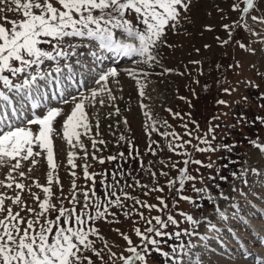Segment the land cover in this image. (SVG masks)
Listing matches in <instances>:
<instances>
[{
	"label": "rangeland",
	"instance_id": "obj_1",
	"mask_svg": "<svg viewBox=\"0 0 264 264\" xmlns=\"http://www.w3.org/2000/svg\"><path fill=\"white\" fill-rule=\"evenodd\" d=\"M234 3H240L243 7L242 0H192L187 13L188 19L183 20L178 29L167 31L164 37L167 45L171 47L159 46L158 58L162 67L144 64L139 57H136L137 60L119 64L115 61L102 62L100 59L102 52L97 57H93L89 55L88 48L80 47L77 49V56L65 62L61 60L63 71L58 77L55 72L52 73L57 77L55 80L40 82V94L36 96L37 99L25 97L23 101L19 98L15 101L25 117L41 114L50 107L63 109L62 115L54 123V128L59 131L66 115L74 107L71 97L73 95L79 97L82 93L88 95L91 88L99 87L94 84V78L102 70L117 69L119 82L116 83L115 80L109 82L112 95L116 99L110 100L105 93L98 96L95 103H85V111L92 125V131L87 136L81 137L87 149V163L91 165L88 171L111 174L114 170L122 168L131 175L125 176L121 183L125 181L133 183L134 180H139L141 184L152 186L154 182L148 174L151 166V170L157 173L159 186L164 187V192H152L145 196L143 193L146 189L139 187L126 188V191L141 200H146L149 204H158L156 197L163 196L169 205L166 211L151 213L147 209L140 211H144L146 216L160 215L162 219L172 214L179 223L178 226L169 224L165 229L169 233L176 231L183 233L185 230L195 233L191 236L182 234L179 240H168L161 245L163 251L171 253L172 247L179 248L180 244H184L187 255L178 252L168 259L153 251L148 256V264H173L174 260H179L180 264H196V257L200 259V264H256L257 259L264 258L258 255L259 252L264 251V235H262L264 233V153L255 147V144H264V55L260 53V49L264 47L260 43V38L264 37V24L246 17L247 26L252 30L249 32L244 27L245 21L240 20L244 14L232 10L231 6ZM8 16L19 18L14 13H8ZM236 21H240L241 27L234 29L230 38L223 25L231 26ZM208 27L212 31L206 30ZM253 32L260 35L254 36ZM217 37L220 39L217 40ZM229 39L228 45H221V41ZM237 40L251 43L257 48V54L244 52L238 47ZM74 42L79 43V41ZM204 45L210 47L205 48ZM77 60L81 63H76ZM196 61L199 63H195ZM237 61L241 62L242 68H235ZM46 63L52 68L55 67L53 62ZM65 63L72 65L71 74L63 67ZM164 69L172 71L161 75ZM129 72H135V78L129 75ZM145 73L148 75L145 76ZM137 80L144 85V96L140 95V84ZM225 87L235 90L229 95L223 91ZM61 91L69 100L68 103L62 102ZM245 97L247 99H244ZM101 98L104 100L103 105L99 103ZM219 99L226 100L227 106L218 104ZM33 103L38 104L39 108H33ZM116 108L119 109V114H116ZM168 109L172 111L169 112ZM145 112H150L155 121L166 120L172 125V129H164L160 127V123H157L156 127L160 128V131L175 130L183 133L182 124L187 122L189 128L194 129L195 125L191 121H195L200 131L194 132V135H204L210 126L219 125L214 133L215 139L212 140V145L217 150L204 153L192 152V158L200 159L205 166L189 165L191 174L197 179L194 182H186L183 191L176 190L179 188L178 184L176 189L167 186L168 179L176 178L178 172L170 167L165 168L159 161L164 160L168 163L170 157L171 161L178 162L185 157L169 152L166 148L167 141L156 131H152L149 135L146 124L151 121L145 117ZM173 113H179L186 119H174ZM189 113L190 117H188ZM9 118L15 120L14 116ZM124 120L128 123L125 124ZM37 127L32 126L34 131ZM121 136H124L125 140H121ZM90 137L96 140L103 139L106 146L97 144L100 151L94 150ZM184 138L188 139L187 136ZM208 139L211 140V136ZM153 142H158L163 151H158L156 155L148 152L150 144L156 147ZM53 143V160L57 165L55 175L59 180L58 185L55 182L52 185L55 194L53 202L59 204L60 201L56 200V197H60L64 206L70 208L72 205L69 199L73 181L76 185L77 198L81 201H83L82 190L92 186V181L86 179L83 174L85 153L78 146L68 145L66 139L60 136L54 135ZM192 143L196 144L197 141L193 139ZM225 145L227 147H224ZM136 150L139 156L136 159L130 158V151L136 156ZM70 152L74 153L75 168L68 163ZM121 152L125 153L123 160H107L108 156L118 155ZM93 153L97 157L104 158L105 163L100 164L94 160ZM140 160L145 165L144 169L139 166ZM209 163L212 164L211 168L206 167ZM29 165L30 162H24L21 170L27 173ZM178 167L183 165L178 164ZM253 168L261 172V175L254 174ZM196 169H199V172ZM49 170L46 158L42 155L38 158L37 164L32 166L31 173H28L30 179H25L23 182L28 185L35 180L41 185H46V174ZM161 170L167 171L169 176H161ZM245 170L247 174L242 176ZM7 171V167L0 168V180L5 179ZM72 173H75V176ZM101 179L99 175L96 177L97 195L103 193L100 186ZM243 179H247L248 183H243ZM193 183L196 188H203L206 191L200 193L193 191ZM32 191L43 199L42 189L33 186ZM0 192L15 195V191L5 188H0ZM184 195L191 197V201L195 203L181 199ZM23 199L28 205L37 207V203L27 191L23 193ZM127 203L131 205V201ZM13 210L18 209L14 206ZM221 212L227 219L221 217ZM180 213L191 215L199 223L191 224ZM52 215L54 216L55 213ZM118 218L120 223L97 221L95 226L99 228L112 252L117 256L121 254L127 256L129 255L125 250L127 244L114 229H120L128 234L135 244H139V238L135 236L133 229L139 227L143 231L145 224L135 214L131 219H125L123 215H119ZM213 225L215 228L212 227ZM202 236L208 239L201 240ZM92 238L96 240L98 248L107 252L104 241L96 237ZM117 264L120 262L117 261Z\"/></svg>",
	"mask_w": 264,
	"mask_h": 264
},
{
	"label": "snow or ice",
	"instance_id": "obj_2",
	"mask_svg": "<svg viewBox=\"0 0 264 264\" xmlns=\"http://www.w3.org/2000/svg\"><path fill=\"white\" fill-rule=\"evenodd\" d=\"M191 4L192 0H0V85H2L0 87V168L8 169L5 179L0 180V188L15 191V195L0 192V264H117V261L120 264H148V256L153 251L168 259L178 252L188 254L185 252L184 244H180L179 248L172 247L171 253L163 251L161 245L168 240H179L182 234L191 236L195 233L187 232V230L183 233L180 231L169 233L165 231L169 224L178 226L179 223L172 214L162 219L160 215L146 216L144 211H140V209H147L149 213L166 211L169 205L165 198L157 196L156 200L159 203L149 204L146 200H141L138 196H133L126 191V188L139 187L146 189L143 193L145 196L152 192L163 193L164 187L159 186L157 173L151 170V166H149L148 174L154 182L152 186L141 184L139 180H134L133 183L127 181L121 183L125 176L131 175L122 168L114 170L111 174L88 171L91 165L87 163V149L81 137L87 136L92 131V125L85 111V103H95L97 97L105 93L110 100L116 99L109 87L110 80L119 82L117 79L119 72L116 68L102 70L94 78V84L99 87L91 88L88 95L82 93L79 97L74 95L71 97L74 107L66 115L59 131L54 128V123L62 115L63 109L50 107L41 114L25 117L15 101L17 98L23 101L25 97L35 99L40 94V82L47 83L49 80H55L63 71L61 60L68 61L71 57L77 56V49L80 47L88 48L89 55L93 57H97L101 52H107L116 56L139 57L144 64L161 65L158 58L159 46L171 47L167 45L164 37L167 31L178 29L181 22L188 19L187 13ZM242 4L243 7L240 3H234L231 8L233 11L244 14L240 20L245 21L244 27L249 32L252 30L247 26L246 17L264 24V7H262L264 0H242ZM257 12L260 14H255ZM8 13L17 14L19 18H9ZM223 27L232 38L233 30L240 28L241 23L236 21L231 26L226 24ZM206 30L212 31L210 27ZM252 34L260 35L255 32ZM219 39L217 37V40ZM229 43L230 39L221 41L222 46ZM236 43L244 52L251 55L257 54V48L251 43L239 40ZM260 43L264 45V37L260 38ZM204 47L209 48L210 45H204ZM260 53L264 55V47L260 49ZM46 62H53L55 67L52 68ZM76 63L81 62L77 60ZM63 67L67 68L69 74L72 73L71 64L65 63ZM242 67L241 62L235 63V68ZM171 71V69H164L160 74ZM53 72L57 74V77L52 75ZM129 75L135 78L136 73L129 72ZM137 83L140 84V95L144 96V85L139 80ZM248 83L250 84L251 81ZM234 90L229 87L223 89L229 95ZM60 96L63 103L69 102L64 97L63 91ZM181 99L185 98L181 97ZM99 103L103 105L104 100L101 98ZM217 103L224 106L228 104L224 99H219ZM32 107L39 108V105L33 103ZM115 111L119 114L118 108ZM168 111L172 110L168 109ZM144 115L151 121L146 124L149 135L152 131H156L167 141L166 148L169 152L185 157L178 162L171 161L170 157L168 163L164 160L159 161L165 168L170 167L178 172L176 178L168 179L167 186L170 189H176L178 184L179 188L176 190L183 191L186 182H194L197 179L191 174L189 165L205 166L200 159L192 158V152L216 151L212 140L215 139L214 133L219 125L210 126L204 135H194V132L200 131L195 121H191L195 125L194 129L189 128V123H183V133L175 130L160 131V128L156 127L157 123H160V127L164 129H172V125L166 120L155 121L150 112H145ZM11 116H14L15 120L10 119ZM190 116L189 113L188 117ZM173 118L186 119L179 113H173ZM124 123L127 124V120H124ZM32 126L38 127L34 131ZM96 127H99L98 123ZM54 135H62L68 145L78 146L84 151L83 174L86 179L92 181L90 188L82 190L83 201L77 198L76 185L73 181L69 199L72 205L70 208L64 206L60 197H56V200L60 201L59 204L53 202L55 194L52 191V185L54 182L59 184L55 175L57 165L53 160ZM185 136L188 139H185ZM209 136L211 140L208 139ZM120 139L125 140V137L121 136ZM193 139L197 141L196 144L192 143ZM91 140L92 148L96 151H100L97 144L106 146L103 139L91 138ZM128 143L131 142L128 141ZM153 143L156 147L150 144L148 152L156 155L158 151H163L158 142ZM255 147L264 153V144H255ZM42 155L50 168L46 174L47 184L41 185L33 180L31 184L26 185L23 181L30 179L28 173H31L32 166L37 164L38 158ZM73 156L74 153L70 152L68 163L75 168ZM129 156L136 159L139 156L138 150H136V156H133L131 151ZM124 158L125 153L121 152L118 155L108 156L107 160L118 161ZM93 159L100 164L105 163V159L97 157L95 153H93ZM24 162H30L27 173L21 170ZM178 164H182L183 167H178ZM139 166L144 169L142 160L139 161ZM206 167L211 168L212 164L209 163ZM196 171L199 172V169ZM252 172L261 175V172L255 168ZM246 174L247 170L242 173V176ZM72 175L75 176V173ZM98 175L102 177L100 186L103 193L101 195H97L96 189ZM160 175L168 177L169 173L161 170ZM242 182L247 184L248 180L243 179ZM33 186L42 189L43 199L32 191ZM192 188L197 193L206 191L203 188H196L194 183ZM25 191L37 203V207L28 205L23 199ZM181 199L191 201V197L187 195L182 196ZM128 201H131V205L127 203ZM14 206L18 210L14 211ZM52 213L55 215L53 216ZM133 214L145 224L143 231L139 227L133 229L140 243L135 244L128 234L120 229H114L126 242L125 250L129 253L127 256L123 254L117 256L108 247L107 241L95 223L97 221L120 223L119 215H123L125 219H131ZM180 215L193 225L199 223L191 215L185 213ZM220 215L227 219L223 212ZM212 227L215 228L214 225ZM92 237L104 241L107 252L98 248L96 240ZM200 239L207 240L208 237L202 236ZM258 255L264 257V251L259 252ZM195 259L196 264H200V259L198 257ZM173 264H180V261L174 260ZM256 264H264V258L257 259Z\"/></svg>",
	"mask_w": 264,
	"mask_h": 264
},
{
	"label": "bare ground",
	"instance_id": "obj_3",
	"mask_svg": "<svg viewBox=\"0 0 264 264\" xmlns=\"http://www.w3.org/2000/svg\"><path fill=\"white\" fill-rule=\"evenodd\" d=\"M81 50V49H80ZM84 51V50H83ZM82 51V52H83ZM85 54V53H84ZM109 59H111V57L109 56L108 57ZM138 58V57H137ZM137 58L136 57H132V58H126V57H124V56H122V58L120 59V60H118L117 61V64H119V63H122V62H124V61H129V60H134V59H136L137 60ZM65 62V61H64ZM62 65V64H61ZM42 91V90H41ZM49 92V91H48ZM36 98V97H35ZM37 99V98H36ZM60 138H63L62 136H60ZM54 144V143H53Z\"/></svg>",
	"mask_w": 264,
	"mask_h": 264
},
{
	"label": "trees",
	"instance_id": "obj_4",
	"mask_svg": "<svg viewBox=\"0 0 264 264\" xmlns=\"http://www.w3.org/2000/svg\"><path fill=\"white\" fill-rule=\"evenodd\" d=\"M232 162H233V160H232ZM232 162H231V164H232ZM226 163V162H225ZM227 166V165H226Z\"/></svg>",
	"mask_w": 264,
	"mask_h": 264
}]
</instances>
